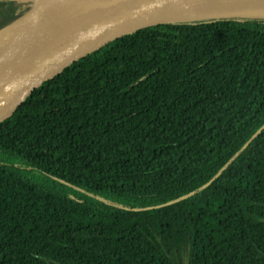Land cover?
Masks as SVG:
<instances>
[{
    "label": "trees",
    "instance_id": "16d2710c",
    "mask_svg": "<svg viewBox=\"0 0 264 264\" xmlns=\"http://www.w3.org/2000/svg\"><path fill=\"white\" fill-rule=\"evenodd\" d=\"M263 125L264 19L114 41L0 124V264H264Z\"/></svg>",
    "mask_w": 264,
    "mask_h": 264
},
{
    "label": "water",
    "instance_id": "95a60500",
    "mask_svg": "<svg viewBox=\"0 0 264 264\" xmlns=\"http://www.w3.org/2000/svg\"><path fill=\"white\" fill-rule=\"evenodd\" d=\"M39 1L0 0V5L24 2L36 6ZM29 12L0 31L12 27ZM232 18L264 19V0H106L85 8L42 35L0 47V53H7L0 59V124L78 62L118 39L161 24ZM263 129L264 125L243 149ZM225 168L203 188L210 185ZM180 199L147 208L165 206Z\"/></svg>",
    "mask_w": 264,
    "mask_h": 264
},
{
    "label": "bare ground",
    "instance_id": "6f19581e",
    "mask_svg": "<svg viewBox=\"0 0 264 264\" xmlns=\"http://www.w3.org/2000/svg\"><path fill=\"white\" fill-rule=\"evenodd\" d=\"M106 0H41L29 14L10 28L0 31V47L30 40L70 17ZM7 53H0V59Z\"/></svg>",
    "mask_w": 264,
    "mask_h": 264
}]
</instances>
